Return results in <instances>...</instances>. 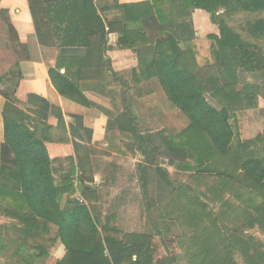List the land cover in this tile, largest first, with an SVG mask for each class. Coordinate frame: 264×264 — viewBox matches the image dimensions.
<instances>
[{
  "label": "trees",
  "instance_id": "obj_1",
  "mask_svg": "<svg viewBox=\"0 0 264 264\" xmlns=\"http://www.w3.org/2000/svg\"><path fill=\"white\" fill-rule=\"evenodd\" d=\"M180 1L178 7L184 13L179 17L173 15L174 0H151L119 5L121 13L109 22L95 0H29L40 42L45 43L49 35L55 37L60 42V57L79 62L75 72L68 68L62 74L60 64L49 70L50 81L62 96L106 112L110 131L114 112L88 100L75 79L93 78L104 85L111 83V75L112 82L120 87L116 94L127 123L126 128L118 129L137 146H147L150 161L168 185L172 182L161 161L200 175L208 171L211 157H230L240 180L260 192L262 205L249 198L256 212L244 209L243 216L238 217L240 225L229 229L214 221L205 201L192 197L190 207L183 212L191 218L193 230L192 234L187 230L182 234L186 243L180 240L187 244L185 255L157 258L151 233L123 232L113 222L114 213H108L102 223L100 208L92 203L99 199L93 177L90 181L79 177L76 183L74 161L70 160L60 180L56 179L54 157L66 150L69 135L76 139L83 137V132L90 142L92 130L74 114H70L73 123L68 127L63 110L42 97L27 94L21 79V89L17 87L11 96L15 102L7 99L3 109L4 145L14 158L9 161L0 150V215L22 226L16 222L0 224V254L7 258L2 264H45L50 247L58 239L66 255L57 264H180V260L183 264H241L237 255L243 264H264V245L245 233L258 227L264 234V110L259 106V99H264V80L248 82L239 89L242 73L264 75V50L246 41L229 24V20H242L240 31L264 42V18H249L264 10V0ZM193 9H203L218 23L219 34L207 36L214 61L206 66H200L196 58ZM154 25L160 35L155 36L150 29ZM107 26L110 32L121 35L120 47H137L139 65L131 70L130 80L116 72L105 58ZM154 37L151 47L138 45ZM155 77L172 103L190 118V126L178 135L142 130L137 122L131 87L140 93L143 85ZM239 113L246 114L249 123L260 122L263 129L253 139L234 143L237 133L231 119ZM242 121L238 120L239 132ZM55 131L60 138L54 136ZM73 147L76 151L81 148L75 142ZM67 149L71 153L69 145ZM95 151L85 147L88 155ZM146 176L139 172L143 187ZM77 191L83 200L76 196ZM162 208L158 206L157 218L164 221ZM164 228L170 230L169 226Z\"/></svg>",
  "mask_w": 264,
  "mask_h": 264
},
{
  "label": "rangeland",
  "instance_id": "obj_2",
  "mask_svg": "<svg viewBox=\"0 0 264 264\" xmlns=\"http://www.w3.org/2000/svg\"><path fill=\"white\" fill-rule=\"evenodd\" d=\"M174 1L175 7L173 8V15L179 17V15H183L184 13V11L178 7L179 3L182 2L180 0ZM166 9L169 11V8ZM5 18L4 15L0 14V95H2L5 100L9 99L14 103L15 101L11 99V96L17 87L21 89L19 62L22 60L23 53L22 50L13 49L11 45H8V36L12 38L13 34L10 33V28L6 25ZM235 22L230 20V23L237 29L238 27ZM217 24V22L212 21L213 30L218 27ZM213 30H211V33H205L204 29L203 31L201 30L202 32L198 29V34L194 39L196 58L200 66H206L208 63L210 64L214 61L211 52V41L207 38L209 34H212ZM257 44L264 50V42H257ZM124 75L127 78H131V70H126ZM241 76L242 79L241 82H239V89L244 88L245 84L248 82H260L264 80V75L261 74L242 73ZM160 84L161 82L159 81L145 83L140 93L136 91L135 87H131L133 91L130 90L132 93L130 99L133 103L132 108L138 113L139 119L137 122L141 125L142 130H163L167 131L166 134H169L171 131H178L184 128L187 124V120L180 115V113L173 111L175 107L170 103L165 90ZM148 90L152 92L148 93ZM259 102L264 106L263 98H260ZM18 104L20 105V103ZM21 106L25 107L23 104H21ZM121 111L122 106L113 113V120L110 123L112 127L111 134L114 135L115 132L118 131L116 133H120L122 136L118 137L125 138L128 136L121 133L118 129V126H127L125 121L126 118H124V113H121ZM116 116L119 122L118 119L115 118ZM245 116L239 113L234 115L231 119L235 133H237L235 137L236 140L239 139L240 136L243 140L253 139L263 129L260 122L251 121V123H249L248 118ZM240 118L244 119L241 124V127L243 126L240 129L241 132L238 131V120H241ZM54 136H56L57 139L58 136L60 138V134H58L57 131L54 132ZM86 140L88 141L89 139ZM236 140L235 143L237 142ZM109 149L120 155L129 154L132 155L133 158H139V172L141 171L142 173L143 171L147 176L146 184L142 188V193L136 181V175H138L139 172L136 171L135 168L133 169L132 163V169L128 171L123 168H118L116 171L114 170V166H112L111 172L115 174L114 178H116V184L118 183L121 189L114 195L112 193L108 195L107 192L101 193L102 201L98 200V204L101 208L103 220L108 213H114L116 215H113V222L118 224L117 226L123 230V232L133 231L137 233H151L153 237L152 244L157 258L166 255V253L170 254V252H173V249L177 247L179 249L182 248L179 252H181V255H185V249L183 248H185L187 244H184V246L180 240L183 238V233L191 231L192 234L193 230L190 228L192 222L191 218L183 216V212L187 209V206L190 207L189 203L192 202V197L195 198L198 196L201 200L205 201L208 210H210L213 218H215L214 221L218 222V225L229 229L240 225V219L238 220V217L240 218V216H243L244 209H248L252 214L256 212L255 208L249 204V198L254 199L255 204L262 205L263 198L260 192H254L255 190L252 187H249L247 183L240 180V172L238 168L232 164L230 157H224V159L217 157V159L212 162V165L206 167L209 171L203 172L200 175L195 172L174 169V175L170 177V181L173 185L170 186L162 179V175L157 172L156 166L150 161L151 158L148 157L149 153L147 146L144 145L139 147L135 142L120 141V143L117 142L116 145H113V147ZM94 150H96L95 153L97 152L95 154L97 155L96 157L100 156L101 159L109 154L111 155L109 152L99 151L95 148ZM142 151L146 154L143 155ZM64 152L66 151L63 149L61 153ZM211 160H213V157H211ZM68 162V158L65 161H54L53 166L56 169L59 168V164L63 163L64 165V163L67 164ZM103 162L109 165V161L104 160ZM162 166L167 165L163 163ZM58 170L59 169H56V179L59 181L61 174L58 173ZM127 172L133 177H129ZM225 172H227L228 175ZM85 177L90 181L92 176L86 175ZM131 178L132 186L125 185L128 183L127 180L130 179L131 181ZM114 203L118 206H112ZM158 206L163 207L164 209H162L164 213H166L167 218L165 217L164 222H161V219L159 220L157 218L158 214H160ZM262 209L263 208H261V210ZM9 222V218L0 215V224ZM164 225L169 226L170 230L166 231ZM157 229L162 230L164 234H159ZM245 233L254 236L258 242L264 245V234L258 227L245 230ZM185 239L187 238L182 239L184 243L187 242ZM237 258L241 264L244 263V261L242 262L240 260L239 255H237ZM5 259L7 258L0 257V264H2V260L7 262ZM183 262L184 261L180 260V264H183ZM45 264H47V259L45 260Z\"/></svg>",
  "mask_w": 264,
  "mask_h": 264
},
{
  "label": "crops",
  "instance_id": "obj_3",
  "mask_svg": "<svg viewBox=\"0 0 264 264\" xmlns=\"http://www.w3.org/2000/svg\"><path fill=\"white\" fill-rule=\"evenodd\" d=\"M151 0H95V5L97 9L102 13L104 19L112 22L115 20L117 16L121 13L118 6L121 4H132V3H142ZM223 11H220L219 14H222ZM0 14L4 15L6 18V25L10 28V33L13 34L12 38L8 36V45H11L13 49L22 50L23 56L22 60L19 62L20 72H21V79L23 81V85L25 88V92L27 94L37 95L46 99L47 101L59 106L63 112L65 113L67 126L69 127L70 124L73 123V119L71 118L70 114L79 115L83 118V124L85 128L92 130L91 141H87L88 137L82 132L83 137H76V139L71 138L70 143L66 145V152L61 153L62 150L56 153L54 161H65L67 158L74 161L76 163V183L79 177H83L86 175H91L93 177V184L96 187L97 191L99 192V199L102 201L101 193H106L113 195L120 191L121 187L117 183L116 178L111 170L112 166H114V170L117 171L118 168H123L124 170L133 169L135 168L136 171L139 172V158H133L132 155L126 154H117L116 152H112L109 148L112 145H116V143H120V141H127L130 142L131 139L129 137L119 138L122 137L120 133L111 134L112 130H107L109 117L106 112L97 108V107H86L79 103H76L64 96H62L53 84L50 81L49 77V70L51 68L56 67L57 65H61V69L67 70L68 68L72 71H77L79 68V62L73 60L71 57L68 58H61L60 57V42L55 39V37L49 35L46 38L45 43H41L39 40V36L36 31V26L32 17L31 13V6L29 0H0ZM192 20L194 29L196 30V35L198 34V29L204 32H210L212 29V20L210 14L204 11L203 9H193L191 11ZM249 18H264V10L260 12H256L250 15ZM235 22V21H234ZM230 26L234 27L233 24L230 23ZM235 24L237 25V29H234L241 33L243 38L246 41H250L252 43L257 44V41L251 36L246 33H243L239 29L240 22L236 21ZM218 26V25H217ZM152 31L155 32V36L159 34V28H155V25L150 28ZM107 35H106V49H105V58L106 60L111 61V65L113 69L120 73L124 74L126 70H132L139 65V56L136 52L137 47H120L119 45V38L120 34L116 32H110L109 27L107 26ZM201 31V32H202ZM48 32V30H47ZM52 32V31H51ZM161 34V33H160ZM159 34V35H160ZM212 34H219V29L214 28ZM15 35V36H14ZM160 37V36H158ZM154 37L151 41L144 42L143 44H138L140 47L149 46L151 47L156 39ZM241 79L242 76L240 75ZM127 78V77H126ZM108 79H111V83L102 85L97 81V79L93 78H77L75 79L82 91V93L87 97L88 100L96 103L101 108L107 111H117L120 105V99L116 93L120 91V87L116 84V82H112V76L108 74ZM131 79V78H127ZM240 79V80H241ZM159 81L158 78H153L149 82L146 83H153ZM161 85V84H160ZM162 87V86H161ZM152 92L148 90V93ZM166 93V92H165ZM167 96V94H166ZM169 99V97L167 96ZM260 100V99H259ZM170 103L172 101L169 99ZM6 100L2 95H0V150L4 153V156L8 158V160H12L14 155L7 150L5 147V137H4V129H3V109ZM174 105V104H173ZM260 108L264 110V106L260 104ZM21 109H25V107L19 105ZM175 109L173 111L180 113L185 119L187 120V124L184 128H181L178 131H171L173 135H178L183 130L188 128L191 124L190 118L178 107L174 105ZM117 135V137H116ZM73 139V141H72ZM241 139V136L239 137ZM239 139L235 140L238 141ZM77 143L81 146L80 150L76 151L73 147V144ZM68 145L72 148L71 153L68 151ZM89 146L98 149L99 151H105L111 153V155H107L101 159L100 156L96 157L95 154H87L85 152V147L88 148ZM255 146H252L254 148ZM85 155H84V154ZM219 158V157H218ZM139 159V160H138ZM217 159V156L210 160L209 165H212L213 161ZM109 161V165H106L103 161ZM82 162V164H81ZM100 162V163H99ZM99 163V164H97ZM132 163V164H131ZM165 163L167 166H163L164 169L167 171V177L170 180L174 174L173 171L176 169L175 167L169 165L167 161H161L162 164ZM68 164V163H67ZM66 163L59 164L58 173L63 174L64 168L67 165ZM116 166H115V165ZM108 167V168H107ZM209 171V170H208ZM227 174V172H225ZM202 174V173H201ZM129 177L130 173L127 172ZM228 175V174H227ZM136 181L138 184V188L142 191V183L140 181L139 174L136 175ZM95 181V182H94ZM127 184L132 186V178L127 180ZM173 185V184H172ZM130 188V187H129ZM126 189V188H125ZM143 193V191H142ZM76 196L84 199L80 193L77 191ZM98 200H93L92 203L99 207ZM118 200V199H117ZM87 202V201H86ZM112 206L117 207L115 203ZM100 208V207H99ZM101 209V208H100ZM101 212V210H100ZM7 218V217H6ZM9 223L3 224H12L16 222L11 218ZM102 223H105L102 216ZM164 222V221H161ZM18 225L21 227L22 224L19 222ZM164 238V237H163ZM178 241V239H177ZM179 242V241H178ZM182 249V248H180ZM180 249L174 248L173 252L160 257H166L168 255H178L181 256ZM66 255V250L62 242L58 239L55 243L50 247L49 257L47 258V264H57V262L64 258ZM0 257H4L0 255ZM2 263L5 261L2 260Z\"/></svg>",
  "mask_w": 264,
  "mask_h": 264
},
{
  "label": "built area",
  "instance_id": "obj_4",
  "mask_svg": "<svg viewBox=\"0 0 264 264\" xmlns=\"http://www.w3.org/2000/svg\"><path fill=\"white\" fill-rule=\"evenodd\" d=\"M60 72H61L62 74H65V73H66V70H65V69H60Z\"/></svg>",
  "mask_w": 264,
  "mask_h": 264
}]
</instances>
